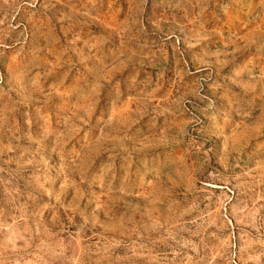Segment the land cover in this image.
<instances>
[{
    "label": "clouds",
    "instance_id": "9594fccd",
    "mask_svg": "<svg viewBox=\"0 0 264 264\" xmlns=\"http://www.w3.org/2000/svg\"><path fill=\"white\" fill-rule=\"evenodd\" d=\"M115 2L86 0L77 15L68 11L71 0H0V132L9 137L0 139V264H136L145 254L155 260L150 245L168 240L182 247L168 245L172 261L164 254L162 264H261L264 217L238 218L256 233L242 230L238 251L234 234L208 233L219 241L208 259L177 235L189 231L203 245L209 227L223 233L231 199L225 195L217 212L206 209L213 219L195 232L183 216L199 211L198 203L168 205L185 199L178 190L193 153L206 159L211 151L225 169H249L221 173L225 188L233 179L235 189L264 181V152L252 161L240 157L249 140L264 136V0H164L163 9L161 0H130L115 32L93 31ZM21 8L24 22L14 23ZM49 12L71 32L54 64L32 31L40 18L54 27ZM101 35L106 46L93 47ZM217 40L224 45L216 47ZM185 54L198 63L195 73L187 61L181 68ZM13 164L15 171L6 167ZM260 200L264 194L252 201L256 216ZM244 210L233 206L232 214ZM85 219L92 221L87 231L80 228ZM101 229L140 240H96ZM188 247L195 258L183 255Z\"/></svg>",
    "mask_w": 264,
    "mask_h": 264
},
{
    "label": "rangeland",
    "instance_id": "374dc122",
    "mask_svg": "<svg viewBox=\"0 0 264 264\" xmlns=\"http://www.w3.org/2000/svg\"><path fill=\"white\" fill-rule=\"evenodd\" d=\"M44 0H41V4H43ZM68 0H65V3H67ZM84 3H86V0H71V6L68 8L69 12H73L74 14L79 15V10L83 9ZM37 7H40V5H37ZM65 4H57L56 8H64ZM107 7L113 9V11L107 15V19L101 23L100 20H97L91 27L93 31H108V32H115L116 31V25L121 23V18L127 13L128 9L131 7L130 0H123V3H121V0H116L115 4L107 5ZM166 7V4L164 3V0H161V9ZM155 14L162 15L163 12L160 9H157ZM25 17V9L21 8L19 10V14L16 15L14 23H21L24 22L22 18ZM3 17L0 16V19ZM87 18V17H85ZM47 19L51 21L52 25L54 26L52 29H49L47 26L43 23V18H40V23L32 27V31L35 33L34 41L38 45H43L45 50L48 51L49 56L51 57V62L54 64L57 59L61 55H63L67 51V46L65 45V41H71V32H65L62 30L59 26H57V21L53 20L51 12H49ZM74 27V26H73ZM79 30V29H77ZM43 33V35H41ZM219 36V33L216 34ZM83 41H77L76 44L79 45ZM243 43V42H241ZM61 45H64V48H61ZM224 45L223 40H217L215 46L216 47H222ZM106 46L103 35L97 37L93 42V47H103ZM53 51L57 53V55H53ZM219 55V53H218ZM183 61H187V69L191 70L192 72H196V68L198 67V63L194 61L193 58H191L189 55L185 54L182 57L181 61V68H184ZM172 62V56H171V49H169V63ZM228 69L226 68L224 70L225 73H227ZM197 75H202L201 73H198ZM183 82L191 86L193 83V79L189 76L183 77ZM168 87V86H166ZM207 90V89H206ZM169 92L172 97H177L178 93L174 90H172L169 87ZM59 97H57V100ZM56 101H53V104H55ZM183 101L177 100V104H181ZM190 108L191 105H188ZM0 139L4 140L5 143L8 142L9 137L6 133L0 132ZM206 151V149H205ZM264 152V136L261 137H254L253 139L249 140L247 146L244 148V151L240 153L241 160H248L252 161L255 159L257 153ZM4 159H8V156L6 155ZM219 157H214L213 152L208 151L207 158H201L197 157L194 153L192 154L191 159L187 160L188 165V172L189 175L186 177L183 185L178 190L180 193V196L185 199H172L169 201V208L176 209L178 205H181L184 208H187L191 205L193 201L198 203L199 205V211H192L191 213L185 214L183 216V221L187 222L184 224V227L191 232H195L198 229V226L200 224L205 223V221H211L213 217H209L207 214V211L211 212H217L219 202L223 197L226 195L231 199V203L226 206L227 208V221H231L230 224L226 227V229L223 231V233L219 232L216 225H213L212 227H209L207 229V233H205V237L203 240V245H207V247H203L201 245V240L199 237H192L189 233V231H183L180 232L177 235V229L173 228V234L177 235V239L183 238V241L185 244H196L200 245L199 248V255L201 257H207L208 259L211 258L213 255L212 248L213 245H218L219 241L216 240L215 237H210L208 233H217L221 236V239L227 237L229 234L235 235V243L237 246V251L239 250L242 241L240 240V236L242 235V230L252 233L253 236H255V230L251 227H246V223H251L253 219H256L257 222H259V218L264 217V209H261L259 211V215L256 216L255 214V208L253 207V199L256 198L257 194H264V181L259 182L258 184L253 185L252 188L244 187L240 189H235L234 185L236 184V180H231V182L227 185V188H225L224 181L221 178V173H223L226 176H243L244 171H248L249 169L246 167L241 166V168H236L234 171L230 169H225L224 166L218 162ZM229 162L231 163L232 160L230 158ZM6 167H11L13 171L16 169V165H10ZM256 172H253V176H256ZM244 181H251V177H243ZM194 181L195 187L193 188L191 186V182ZM231 189V190H230ZM261 204H264V200H260L259 204H257L255 207L259 208ZM233 206H236L238 209H245L244 211H240L237 213V215L232 214ZM223 212V209L220 210ZM200 213H204V219H199ZM48 213H45V216L47 217ZM244 217H247L246 223H238V218L243 219ZM80 217H77V220H79ZM178 217L168 219V224L175 225L177 224ZM192 220H195L196 223H191ZM225 221V223H227ZM164 220H161V223H163ZM220 223V219H216V224L218 225ZM92 221H89L87 219L84 220L83 223H81L80 228L81 230L87 231L89 228H91ZM99 227V225H97ZM261 232H264V228L261 229ZM88 235L91 236L92 232L88 231ZM144 234L142 233V236ZM166 235V234H165ZM101 236L105 237V241L107 242L109 240H117V241H123L127 243H131L133 241L139 242L140 238L136 236H132L129 240L128 237H121L118 235L117 232H107L104 229H101L99 232H97L96 240H99ZM152 240H156L157 236L156 234H152L151 236ZM168 245H172L173 247L180 248L181 245H176L174 241L168 240L167 243H157L155 246H151V252L154 257H156L155 260H149L147 259V254H145L144 257L137 258L136 264H162L161 257L164 254L168 255V261H172V247H169ZM117 252H122V249H117ZM183 255L185 257H196V253H194L190 247L183 249ZM175 264H180V260L177 259ZM190 264H197L196 259H193ZM200 264H206V261H201ZM215 264H227L226 260H222L217 258L215 261ZM261 264H264V261L261 262Z\"/></svg>",
    "mask_w": 264,
    "mask_h": 264
}]
</instances>
